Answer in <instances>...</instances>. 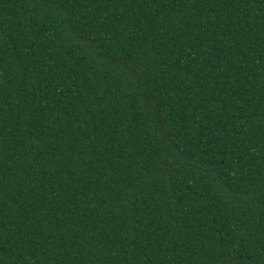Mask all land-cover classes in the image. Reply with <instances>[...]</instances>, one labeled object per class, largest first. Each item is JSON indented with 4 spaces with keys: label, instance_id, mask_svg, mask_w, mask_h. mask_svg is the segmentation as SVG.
<instances>
[{
    "label": "trees",
    "instance_id": "16d2710c",
    "mask_svg": "<svg viewBox=\"0 0 264 264\" xmlns=\"http://www.w3.org/2000/svg\"><path fill=\"white\" fill-rule=\"evenodd\" d=\"M0 264H264V0H0Z\"/></svg>",
    "mask_w": 264,
    "mask_h": 264
}]
</instances>
